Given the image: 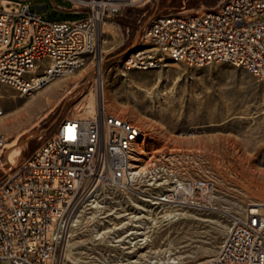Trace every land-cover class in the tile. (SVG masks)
Instances as JSON below:
<instances>
[{"label":"rangeland","instance_id":"1","mask_svg":"<svg viewBox=\"0 0 264 264\" xmlns=\"http://www.w3.org/2000/svg\"><path fill=\"white\" fill-rule=\"evenodd\" d=\"M222 1L149 0L125 7L119 16L104 21L106 33L99 41L98 55L103 61V90L111 105L102 107L140 128L135 151L143 150L139 164L149 166L155 179L145 181L147 173L148 177L123 189L105 186L96 193L104 208L81 207L78 234L69 239L77 259L66 264H149L169 245L173 256H180L179 264H195L217 253L233 218L249 202L264 201L263 80L222 62L195 66L166 58L149 70L124 68L125 57L149 18L201 13ZM27 2L44 5L45 20L74 22L86 16L74 13L68 0H0V10L16 14ZM15 22L0 56L12 50ZM32 40L30 32L27 44L16 51ZM89 59L83 75L73 77L77 68L33 95L0 87V135L8 144L7 150L0 151V180L14 168L7 160L13 145L26 143L17 166L41 146L60 119L91 117L101 108L95 65ZM46 63L42 60L39 65ZM18 106L26 109L28 118L22 128L9 132L2 120L11 118ZM181 179L213 181L212 205L176 208L153 203L172 181ZM174 212L186 215L171 221L167 215ZM130 231L145 232L146 245L123 248L129 245L125 236Z\"/></svg>","mask_w":264,"mask_h":264},{"label":"built area","instance_id":"2","mask_svg":"<svg viewBox=\"0 0 264 264\" xmlns=\"http://www.w3.org/2000/svg\"><path fill=\"white\" fill-rule=\"evenodd\" d=\"M21 1V0H20ZM74 22L45 20L27 3L0 10V87L33 95L73 73L88 57L96 65L104 21L142 0H68ZM45 7V6H44ZM34 9V10H33ZM32 43L20 52L16 49ZM166 58L187 65L241 67L264 81V0H223L201 13L156 15L137 33L127 70H149ZM46 60L44 66L39 62ZM0 115H2L0 111ZM140 128L99 107L87 118H62L39 148L0 180V264H62L66 231L78 210L105 186L129 187ZM7 140L0 135V151ZM211 180H175L159 196L172 207L211 206ZM195 264H264V201L234 217L216 255Z\"/></svg>","mask_w":264,"mask_h":264},{"label":"bare ground","instance_id":"3","mask_svg":"<svg viewBox=\"0 0 264 264\" xmlns=\"http://www.w3.org/2000/svg\"><path fill=\"white\" fill-rule=\"evenodd\" d=\"M143 2H148L149 0H142ZM106 33L105 31V22H104V26L102 25V29L99 35V39L101 40L103 38V35ZM99 40V41H100ZM104 42V41H103ZM101 44V43H100ZM85 61H83L80 66L78 67L79 69L73 74V77H76L78 74L83 75V72L86 70V67H84ZM102 64L103 61L100 58V56L97 53L96 56V65H95V73L97 76V90H98V96L101 99V107H105L106 105H111L110 101H108L107 97L105 96L104 90H103V86H102V82H101V77H102ZM83 66V67H81ZM88 66V65H87ZM79 76V75H78ZM51 82V81H50ZM49 82V83H50ZM42 88L39 89V91ZM32 100V99H31ZM22 107V106H21ZM20 106H18L17 108H15V113L14 115L7 119V120H2V127L6 128L9 132L10 131H14L16 129H20L24 126L25 121L28 118V113L26 111V109L21 108ZM85 110V109H84ZM96 110L94 112H91L90 114L93 116L96 113ZM87 113V112H86ZM2 115H0L1 117ZM8 145V144H7ZM26 143L25 142H21V143H17L15 145H13L10 149L9 152L7 154V160L8 163L11 165V167L13 168L20 160L21 157V149H23L25 147ZM5 149L7 150V146L5 147ZM136 153H134L133 158H134V163L132 165V179L131 182H136V181H142V178L148 177L147 173L152 174V171H149V166H145V165H140V157L139 154L143 152V150H141L139 147H137ZM150 165V164H149ZM154 180V176L150 175L148 179H146L145 181H149V180ZM144 181V180H143ZM150 184H154V182L148 183V185ZM98 195L94 196L91 201L89 203L84 204L82 207H87V209H93V210H100L102 208H104L103 202L101 198L97 197ZM144 201H148V199L146 198H141ZM156 201H154L153 203H159L164 205L163 203H161L158 199H160L159 197H155ZM82 211L83 209L81 208L80 210H78V212L76 213V215L73 217L71 223L68 226V229L66 231V241H65V245H64V253H63V262L62 264H66L67 261H73L72 263L76 262V257L72 254V250L70 248V243H69V239L70 237H74L78 234L77 229L80 226L81 223V218H82ZM186 213L185 212H174V213H169L167 215L168 219H170L171 221L173 220H177L181 217H185ZM142 236L143 238H137L138 236ZM145 232H138V231H130L128 234H126L125 237H129V239L125 240L126 243H128V246H125L123 248H127V247H133V248H137L135 247L136 243H141L144 245H146V241H147V236H144ZM136 239V240H135ZM121 240V239H120ZM221 246V245H220ZM220 248V247H219ZM219 251V249H218ZM217 251V253H218ZM160 252L163 253L162 256L160 257H156V259L154 260H150L149 264H179V260H180V256H173L172 251L170 250V245L164 249H162ZM216 253V254H217ZM215 254V255H216ZM214 256V255H213ZM132 262V261H131ZM132 264V263H130Z\"/></svg>","mask_w":264,"mask_h":264},{"label":"water","instance_id":"4","mask_svg":"<svg viewBox=\"0 0 264 264\" xmlns=\"http://www.w3.org/2000/svg\"><path fill=\"white\" fill-rule=\"evenodd\" d=\"M33 8L38 11V12H45V7L44 5L41 6H33Z\"/></svg>","mask_w":264,"mask_h":264},{"label":"crops","instance_id":"5","mask_svg":"<svg viewBox=\"0 0 264 264\" xmlns=\"http://www.w3.org/2000/svg\"><path fill=\"white\" fill-rule=\"evenodd\" d=\"M121 14V12H119L118 14H116L115 16H119ZM114 20V19H113ZM104 26V23H103ZM105 27H106V22H105Z\"/></svg>","mask_w":264,"mask_h":264}]
</instances>
